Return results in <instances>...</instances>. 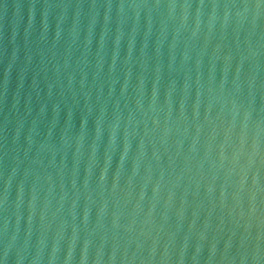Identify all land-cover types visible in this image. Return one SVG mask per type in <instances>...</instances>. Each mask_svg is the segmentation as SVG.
<instances>
[{
	"label": "water",
	"instance_id": "95a60500",
	"mask_svg": "<svg viewBox=\"0 0 264 264\" xmlns=\"http://www.w3.org/2000/svg\"><path fill=\"white\" fill-rule=\"evenodd\" d=\"M0 264H264V0H0Z\"/></svg>",
	"mask_w": 264,
	"mask_h": 264
}]
</instances>
